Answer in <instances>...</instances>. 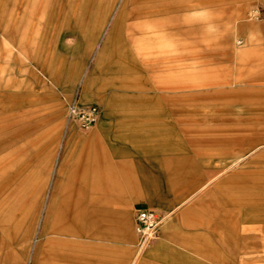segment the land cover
<instances>
[{
  "label": "rangeland",
  "instance_id": "1",
  "mask_svg": "<svg viewBox=\"0 0 264 264\" xmlns=\"http://www.w3.org/2000/svg\"><path fill=\"white\" fill-rule=\"evenodd\" d=\"M19 1L0 0V264H123L127 250L125 264L137 254L135 264H264L261 241L247 249L264 225V0L169 10L135 0H30L58 8L32 19L31 32L12 7ZM10 13L18 14L9 41ZM103 49L123 74L145 76V86H110L115 75L97 62ZM151 72L163 73L161 82ZM153 83L170 88L150 91ZM73 101L97 106L100 118L89 130L69 127L74 143L60 159ZM194 132L229 145L189 139ZM18 168L27 176L20 197L10 182ZM213 175L180 209L181 200L139 201L152 202L139 197L151 188L165 194L182 180V192ZM108 182L113 192L103 191ZM142 206L171 216L139 251L133 217Z\"/></svg>",
  "mask_w": 264,
  "mask_h": 264
},
{
  "label": "crops",
  "instance_id": "2",
  "mask_svg": "<svg viewBox=\"0 0 264 264\" xmlns=\"http://www.w3.org/2000/svg\"><path fill=\"white\" fill-rule=\"evenodd\" d=\"M35 1H37V0H34V2ZM68 1H70V0H68ZM77 1H79V0H77ZM137 1H138V4L141 6L146 5V6L157 7L158 4H166L165 6H162V7L164 10H169V7L173 8V7L179 5L180 3H183V2H185V4L189 3V5H192V3H195L198 1H207V0H135V4H137ZM209 1H210V5H213L212 3L216 4L215 0H209ZM243 1H246V0H243ZM247 1H249V0H247ZM249 5H250L249 2L241 4L239 6V10H238L239 13L244 14V10H245L246 6H249ZM30 6H31L30 0H20L18 2V4L12 6L15 8L14 11H19V10L21 11L20 16L22 17L23 22L26 23L27 28H29V29H25V31H30V32L33 30V29H31L33 24L30 25L32 19L37 20L38 16L43 15V14H47V13H53V15L57 14V10H58L55 3H50L49 8H43V9L38 7V5H36V3H34V6H31V7ZM211 7H214V5ZM156 10H158V8L154 9V11H156ZM150 11H151V9H148V12L146 15H148L150 13ZM254 12H255V15L257 16V12L255 10H254ZM17 14L18 13H15V14L13 13V15H11V13H10V16L8 19V25L9 26L7 29V33H9V34L7 35L6 39L9 41H10L9 37L10 36L12 37L11 31H14L13 25L17 21L15 18V16H17ZM86 14H88V13H86ZM11 16H13L14 18ZM86 16H88V15H86ZM94 32H96V30L93 31V33ZM103 52H104L105 58H99L97 60V62L102 64V71H103V68H105L104 64L106 63L108 65L106 69L109 70L110 72H112L113 75H115L113 77V80H111V82H109V84H111L110 86L114 85L115 90H117V91H120V90L128 91L131 89H138L139 87L145 86L143 84V80H144L145 76H143V78H140V79H142L141 82H138L137 80L139 79V77H138L137 73H134L131 75L123 74L121 72V70L117 67L116 62L114 60V57L111 55V53L109 51L106 52L105 49H103ZM98 54H99V52H98ZM98 54H97L96 58H98ZM108 55H109V57H108ZM177 64H179V63H177ZM85 76H86V74L83 76V79L81 80V84L83 85V88L85 90H87V89H89V84L91 82L90 80L92 79V76L90 75L88 78H86ZM146 76L148 78L150 77L151 80L161 82L160 80H161V78L164 77V74L160 73V72H151V73H148V75H146ZM167 87H169V85H167V84L153 83L152 85H150L149 90L150 91H159V90L167 91L166 90ZM181 112H183V111H181ZM196 135H195V132L192 133L190 135L189 139H196L197 141L199 140L200 142H210L212 144L223 145L224 147L229 145V140L225 139V138L221 139V140H223V142H219V140H217V138H215L213 136L212 137H205V136L199 135L198 137H195ZM43 139L44 138H42V140L40 142H43ZM73 139H74V136H73V134H71V130L69 128H65L64 133H63V137H62V140H61V143L59 146V155H60L59 158L60 159H61L62 155L64 154V152H66L67 149L74 143ZM256 149H258V148H256ZM223 151L225 152V156H228V153H227L228 150L224 149ZM19 154H20V152H19ZM24 158L25 157L23 156V159ZM244 158H245V155L240 157L239 160H237V162L242 161V159H244ZM20 161L18 162V165L20 164ZM92 167L96 171L99 169L98 161L96 158H94L92 161ZM218 177H219V175H215V176L213 175V176L209 177V179L207 178V180L205 178H203L200 181V183L195 184V185H198L196 188H193V186H192L189 189L187 188L188 190H185L182 192H181V187L182 186L184 187L186 182L185 181L183 182L182 180L181 181L175 180L176 181L175 183H174V181L171 182L172 186L173 185L175 186L173 191L171 189H167V193L160 194L157 188H151L149 190V193H148V191H145L144 193H142L145 195H140L139 197L144 198V197L148 196L149 198L152 199V202H150V201L148 202L147 200H144V199L139 200V201H143L142 203L146 202L144 204H148V205L149 204L151 205V203H152V204L159 205L161 207H165L166 205H168L171 202V200H174V201L175 200L176 201L181 200V201L177 202V205H178L177 209H180V208L184 207L185 205H187L190 201H192L199 193L204 191L208 186H210ZM26 180H27V176H25L24 171L19 170V168H18V170H16V172L13 174V176H11L10 182L15 186L16 195L18 194L19 197L21 196V193L24 190V185L26 184ZM188 181L189 180H187V182ZM191 183L192 182H189L188 184L190 185ZM165 186H171V185L169 182H167V183H165ZM113 187L114 186L108 182L105 185V188L103 191L104 192H113V191H111V190H114ZM187 192H189V194H187ZM51 205H52V203H51ZM141 209H154L159 213H166V214L168 213V211H166V210L161 211V210H157L155 208H149V207H145V206H142L137 210H141ZM188 210H185L181 213V219H183L182 222L184 224H187V221H188L187 214H191V210H189V211ZM135 212H134V217H135ZM16 215L17 216H15L14 217L15 219L13 218V220L16 223V225L19 226L21 223V219H22L20 211L17 212ZM241 216L243 219H245L246 213L241 214ZM133 222H134V219H133ZM263 222L264 221H260V223H263ZM168 223H169V221L166 222L164 224V226H166ZM164 226L161 228L160 234H161ZM134 229H135V224H134ZM252 231L254 233L256 232L257 235L254 238V243L250 247L248 246L247 249L249 251L250 250L255 251L256 248L259 249L260 248V241L262 242L261 248H264V225L260 226L259 224H257L256 227ZM135 234H136V232H135ZM82 235H83V233H82ZM81 236H80V238H81ZM159 239H160V235H159ZM245 249H246V247H245ZM137 256H139V255L137 254L136 257L132 260V262L130 264H135L134 261L137 258ZM130 258H131V252H130V250H127V253L125 254L124 259H123V264L127 263L130 260ZM54 261H55V257H52V260H51L52 264L54 263ZM225 264H230V263L226 262Z\"/></svg>",
  "mask_w": 264,
  "mask_h": 264
},
{
  "label": "built area",
  "instance_id": "3",
  "mask_svg": "<svg viewBox=\"0 0 264 264\" xmlns=\"http://www.w3.org/2000/svg\"><path fill=\"white\" fill-rule=\"evenodd\" d=\"M99 118L100 110L95 105L83 106L73 101L66 108V128L74 125L81 130H89L98 123ZM170 216L169 213H159L154 209H141L135 212L134 224L139 251H143L159 239L161 228L168 222Z\"/></svg>",
  "mask_w": 264,
  "mask_h": 264
}]
</instances>
